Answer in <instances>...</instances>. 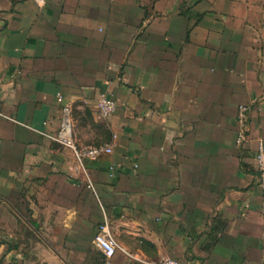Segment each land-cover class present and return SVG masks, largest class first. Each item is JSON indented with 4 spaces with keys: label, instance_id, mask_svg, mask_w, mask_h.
<instances>
[{
    "label": "crops",
    "instance_id": "obj_1",
    "mask_svg": "<svg viewBox=\"0 0 264 264\" xmlns=\"http://www.w3.org/2000/svg\"><path fill=\"white\" fill-rule=\"evenodd\" d=\"M65 104L77 147L111 148L84 170L51 139ZM257 138L264 0H0V264H104L103 220L107 264H264Z\"/></svg>",
    "mask_w": 264,
    "mask_h": 264
},
{
    "label": "built area",
    "instance_id": "obj_2",
    "mask_svg": "<svg viewBox=\"0 0 264 264\" xmlns=\"http://www.w3.org/2000/svg\"><path fill=\"white\" fill-rule=\"evenodd\" d=\"M57 100L60 101V96H57ZM95 111L98 117L106 118L115 109V101L106 94L100 96L94 103ZM250 105L239 104L236 107L234 114L235 121V138L234 143L238 146L242 145L246 141L248 133V115ZM52 140L59 143L60 145L67 147L71 150L76 163L80 169H83V160H93L102 154H107L111 151L109 145H93V146H82L77 147L72 140L71 130V118L70 109L68 105L61 107L60 123L59 128L55 135L51 137ZM253 168L256 174V180L258 187L264 197V143L261 138L256 139V148L253 156ZM112 169V166H109ZM86 185L90 187V182L86 178ZM93 245L98 249L104 258V264H107V260L113 256L116 251L126 252L116 241L114 236L109 230L106 220H103L97 225L95 233L92 238ZM128 257H133L127 254ZM143 264H184L176 259L170 257H163L156 261H150L145 259L137 258Z\"/></svg>",
    "mask_w": 264,
    "mask_h": 264
}]
</instances>
